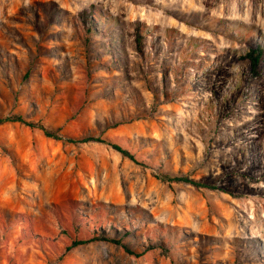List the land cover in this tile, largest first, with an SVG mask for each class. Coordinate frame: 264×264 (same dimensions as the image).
Returning <instances> with one entry per match:
<instances>
[{"label":"rangeland","instance_id":"rangeland-1","mask_svg":"<svg viewBox=\"0 0 264 264\" xmlns=\"http://www.w3.org/2000/svg\"><path fill=\"white\" fill-rule=\"evenodd\" d=\"M251 48L264 0H0V118L61 136L0 124V264H264Z\"/></svg>","mask_w":264,"mask_h":264},{"label":"trees","instance_id":"trees-1","mask_svg":"<svg viewBox=\"0 0 264 264\" xmlns=\"http://www.w3.org/2000/svg\"><path fill=\"white\" fill-rule=\"evenodd\" d=\"M135 43H136L137 49L139 51H141V49H142V42H141V38L139 37L138 33L135 36ZM263 57H264V52L260 48H251L246 53L245 59H247L250 62L249 65H250L251 74L257 75V72H256L257 69L256 68H257V65H258L260 59L263 58ZM6 122H19V123H22V124L30 127V128L38 127V128L41 129V131L43 132V134L46 137L53 138V139H57V140L61 139V136H59L56 132L50 131V130L44 128L41 125H36L34 123L27 122L26 120H24L20 116L0 118V124L6 123ZM88 140L96 141V142H101V143H106V144L110 145L118 153H120L121 155L127 157L128 159H130L132 161H136L135 158H134V156L132 154H130L126 149L122 148L121 146H119L117 144L109 143L108 140L101 141L99 139H93V138H89ZM67 141H69V142H75L74 139H67ZM168 179H169V181H172V182H181V183L190 185V186L195 187V188H209L210 187V186H208V185H206L204 183H201V182H198L196 180H193V179H191V178H189L187 176L173 177V178H168ZM99 239L104 240V241H110V242H112L114 244L120 245L125 250L126 253H128L129 255H132L134 257H139V256L142 255V254L133 252L126 245L122 244V242H121L120 239H108L106 237H102V238H92V239H89V240H75V241H73L71 243V245L69 247L66 248V250H70V249H72L74 247H77V246L86 244V243L91 242V241H94V240H99Z\"/></svg>","mask_w":264,"mask_h":264}]
</instances>
